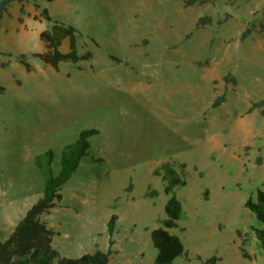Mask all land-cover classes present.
Instances as JSON below:
<instances>
[{"label": "rangeland", "instance_id": "1", "mask_svg": "<svg viewBox=\"0 0 264 264\" xmlns=\"http://www.w3.org/2000/svg\"><path fill=\"white\" fill-rule=\"evenodd\" d=\"M184 1L35 0L75 27L78 55L91 56L58 71L31 56L45 50L38 34L50 24L32 0L19 24V4H11L0 20V52L26 55L32 71L0 55L9 62L0 68L1 239L41 193L35 158L58 155L94 129L61 201L42 216L61 255L109 249L108 264H153L150 233L166 217L168 196L152 172L174 162L185 164V185L174 189L182 214L169 232L184 253L171 264L211 256L216 264H264L252 230L263 226L244 205L264 191V117L247 113L264 98V0ZM198 18L211 23L196 29ZM227 74L236 85L223 81Z\"/></svg>", "mask_w": 264, "mask_h": 264}, {"label": "trees", "instance_id": "2", "mask_svg": "<svg viewBox=\"0 0 264 264\" xmlns=\"http://www.w3.org/2000/svg\"><path fill=\"white\" fill-rule=\"evenodd\" d=\"M25 0H0V20L6 15L8 9L13 3L19 4V16L17 21L22 23L21 16L25 14ZM34 7L40 10V15L48 24L49 28L38 34L39 40L44 44L45 50L42 53H33L32 57L40 60L44 65L52 70L58 71L60 63L77 64L80 61L90 59V53L78 55L76 40L79 37L77 29L71 25L59 23L51 18L47 9L32 0ZM217 0H185V6L203 5L205 3H214ZM210 18H198L195 28L210 24ZM260 31L264 32V19L259 23ZM250 33L247 27L240 35V40H244ZM67 41L68 50L62 52L60 45ZM0 55L12 58V61L21 65L29 73L32 66L28 63L24 54L12 56L10 53ZM109 59L116 63H122L127 66L126 61L109 56ZM7 62H1L0 68L8 66ZM224 82H230L236 85L234 77L225 75ZM224 101V96L215 98L211 107L215 108ZM259 109L264 117V98L250 105L247 113ZM97 134L94 129L82 130L77 139L70 144L65 145L58 155L48 151L35 158V165L42 175V190L40 195L24 212L21 219L15 224L10 233L1 239L0 236V264H108L111 251L107 249L102 251L95 249L92 253H84L75 258L63 256L53 247L52 241L56 235L55 230L49 228L42 220V216L55 208L62 199L61 188L70 179L71 175L77 169L79 163L87 157L90 147L89 138ZM56 162L53 164V159ZM260 161V158L257 159ZM54 166V167H53ZM184 163L165 162L155 168L153 176L159 177L163 183V191L168 196L164 205L165 219L161 221V226L150 233L152 247L156 250L153 264H171L173 260L184 253L183 246L175 235L170 234L169 230L177 226V221L182 214V206L176 198L174 189L185 185L183 173ZM179 171V173L177 172ZM154 191L148 195H155ZM245 207L250 211L255 219L263 228H253V234L260 249L264 250V191L258 189L255 198L249 197L245 202ZM115 215H111L107 222V233L110 236L113 231ZM243 257L247 258V253L241 249ZM217 258L211 256L203 264H216Z\"/></svg>", "mask_w": 264, "mask_h": 264}, {"label": "crops", "instance_id": "3", "mask_svg": "<svg viewBox=\"0 0 264 264\" xmlns=\"http://www.w3.org/2000/svg\"><path fill=\"white\" fill-rule=\"evenodd\" d=\"M9 13V12H8ZM4 16H6V15H4Z\"/></svg>", "mask_w": 264, "mask_h": 264}]
</instances>
